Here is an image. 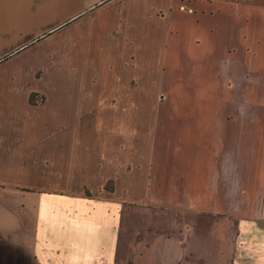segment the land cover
<instances>
[{
	"label": "crops",
	"instance_id": "obj_1",
	"mask_svg": "<svg viewBox=\"0 0 264 264\" xmlns=\"http://www.w3.org/2000/svg\"><path fill=\"white\" fill-rule=\"evenodd\" d=\"M259 80L264 0H0V264H264Z\"/></svg>",
	"mask_w": 264,
	"mask_h": 264
},
{
	"label": "rangeland",
	"instance_id": "obj_2",
	"mask_svg": "<svg viewBox=\"0 0 264 264\" xmlns=\"http://www.w3.org/2000/svg\"><path fill=\"white\" fill-rule=\"evenodd\" d=\"M197 4L198 3H195L194 6ZM257 83H254L256 87L253 86L252 93L260 89V85L264 82H260L259 80ZM190 84L191 83H187L186 88H188ZM186 88H182V90L174 88L173 93L169 95L170 101L167 99L164 100L163 103L161 102L163 107L166 109L172 108L171 110L176 111L175 108H178L181 101H184L185 104H190L187 98L182 97L183 92L191 93L190 89L187 90ZM261 88H263V86ZM229 90L228 81H222L220 97L215 99L214 102L215 105L220 107V112L216 109L215 116H218V120L222 118L226 133L231 134L232 138L230 137V139L235 142L232 147H235V157H264V98L257 97L258 95H253V97H251L248 96L246 92L240 93L238 96H232ZM195 100L198 102L200 99L197 98ZM202 100H204L206 108H208V105H213L214 99L212 98H204ZM206 117L207 115H205V118ZM227 134H224V131H222V138L224 139V136ZM205 135L206 139H208V137L211 138V130L206 129ZM206 148L211 149V140L209 141V147L206 146ZM221 152L220 150L219 155H216L215 151L214 156L206 154L205 157H220Z\"/></svg>",
	"mask_w": 264,
	"mask_h": 264
},
{
	"label": "trees",
	"instance_id": "obj_3",
	"mask_svg": "<svg viewBox=\"0 0 264 264\" xmlns=\"http://www.w3.org/2000/svg\"><path fill=\"white\" fill-rule=\"evenodd\" d=\"M34 97H35V95H31V97H30V103H36V101L34 100ZM40 102H43V98L41 99V101Z\"/></svg>",
	"mask_w": 264,
	"mask_h": 264
}]
</instances>
